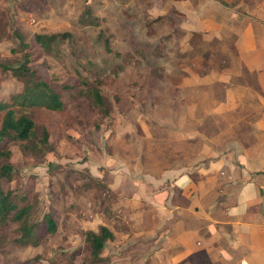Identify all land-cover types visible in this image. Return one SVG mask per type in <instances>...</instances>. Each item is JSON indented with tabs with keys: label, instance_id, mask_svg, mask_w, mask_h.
Segmentation results:
<instances>
[{
	"label": "rangeland",
	"instance_id": "374dc122",
	"mask_svg": "<svg viewBox=\"0 0 264 264\" xmlns=\"http://www.w3.org/2000/svg\"><path fill=\"white\" fill-rule=\"evenodd\" d=\"M190 1L196 10L191 18L175 13L177 4L181 7L177 0H0V65L14 67L26 62L27 56V65L42 77H53L54 83L72 87L63 92L59 111H22L34 119L36 137L41 136L42 129L47 131L48 147L43 152L22 151L18 143H11V180L1 183L4 189L11 190L10 199L16 206L30 208L29 223L43 225V216L49 214L55 230L46 233L39 229L35 244H21L17 241V223L2 226L0 264H83L85 249L80 234L96 230L100 224L112 232L101 252L102 264H158L143 257L146 242L141 235H134L141 228L134 226L130 215L135 210L126 198L132 195L133 178L137 186L144 174L157 177L165 170L192 168L206 159L200 152L201 145L195 144L198 139L191 130L188 109L179 108L176 113L175 91L171 90L184 75L180 71L192 74L202 70L197 60L188 57L189 44L184 36L171 30L186 31L194 25L208 31L222 26L203 22L212 9L207 4L210 0ZM263 7L264 0H246L234 11L250 12ZM157 15L162 18L152 22L156 34L147 37L144 24ZM97 26L111 35V48L119 51L120 57L105 52L96 37ZM128 28L139 41L161 52L156 64L167 77L161 83L148 84L149 66H135ZM50 33L70 35L57 43L56 51L45 54L33 36ZM233 33L232 40H236L237 32ZM230 41L228 37L226 43ZM214 49L222 54L223 48ZM115 64L120 69L113 72ZM7 69L0 67V98L19 87ZM96 85L107 115L88 107L79 92ZM242 89L234 88L229 97L233 101L235 96L243 95L246 100L240 116L254 107ZM205 105L204 98H200L199 106ZM226 117L230 119L232 115ZM187 144L190 146L186 154L196 149L195 156L182 160L186 156L181 150ZM181 164L185 166L179 167ZM101 193H106L107 199L103 206L111 204L114 212H97L101 209ZM142 196L139 194L137 208L144 207Z\"/></svg>",
	"mask_w": 264,
	"mask_h": 264
},
{
	"label": "crops",
	"instance_id": "0c3cea01",
	"mask_svg": "<svg viewBox=\"0 0 264 264\" xmlns=\"http://www.w3.org/2000/svg\"><path fill=\"white\" fill-rule=\"evenodd\" d=\"M207 4L212 6L207 15L216 12L221 26L243 34L241 63L255 73L259 92L242 90L254 105L255 119L246 123V132L213 142L221 148L203 143L200 152L206 159L195 167L165 170L157 177L144 174L137 186L131 179L132 195L126 199L135 210L130 215L134 226L141 228L134 235L146 242V260L264 264V7L235 12L247 19L241 21L231 19L234 8L220 13L215 9L225 8L220 3ZM139 194L142 208H137Z\"/></svg>",
	"mask_w": 264,
	"mask_h": 264
},
{
	"label": "trees",
	"instance_id": "16d2710c",
	"mask_svg": "<svg viewBox=\"0 0 264 264\" xmlns=\"http://www.w3.org/2000/svg\"><path fill=\"white\" fill-rule=\"evenodd\" d=\"M181 2V7L177 4L175 9L176 14L187 15L190 18L196 15L195 11L191 8L190 0H177ZM225 8L215 9L219 12L229 11L233 9L237 1L231 0L230 2L217 1ZM89 8V7H88ZM214 9V10H215ZM231 11V10H230ZM220 12V13H221ZM231 19L246 20L237 15V11H231ZM89 14L88 11H86ZM207 15L203 22L205 24L212 22L219 23V18H214ZM218 16V15H217ZM162 17L157 15L154 19L150 20L144 26L145 35L147 37L156 34L152 22H157ZM90 20V18H88ZM190 24L197 23V20ZM128 31V42L130 44L131 52L135 60V66L146 65L149 66V75L147 83L152 85L156 82L161 83V79L167 78L163 76V69L160 65L156 64V60L162 57L161 52L155 46L148 42L139 41L136 36ZM171 31L183 35L189 44L188 57L200 65L202 71L186 74L184 70L180 71V80H176L171 90L175 91V107L176 113L179 108L188 109L190 115L191 130L196 134L198 146L203 143L210 145L211 148H220L219 145H214L213 142L217 140H226L232 136H238L247 131L246 123L255 119V115L246 112L244 116H240L244 111H240L242 106L245 105L246 100L242 97H234L233 101L229 98L231 90L234 88H245L250 92H259L255 80V73L250 71L249 67L242 65L240 46L243 34H236L231 32L230 26H222L221 29H207L193 28L183 30L181 28H174ZM233 31V30H232ZM170 31H167L166 35ZM69 33H50V34H34L33 40L39 46L40 50L45 54L56 51L57 43L63 37H67ZM230 35V36H228ZM168 36V35H167ZM231 41L226 43L228 37ZM97 39L100 40L105 52L120 57L121 53L111 48V35L105 34V29L97 26ZM222 45V46H221ZM26 47V46H25ZM214 48H223L222 54ZM26 62L17 63L14 67H7L0 65L10 71V74L18 82L19 87L17 90L9 92L5 97L0 98V228L8 223H17L20 235L17 239L21 244L37 242L36 233L41 229L43 232L52 233L55 230V222L53 218L46 214L43 216V225L37 223H29V210L28 206H16L11 201V190L4 189L1 185L2 182H9L12 175V167L8 162L11 152L9 145L11 143H18L22 151L27 150H40L45 151L48 147V134L45 129L41 130V136H37L38 127L29 114L22 111L43 109L45 111H59L63 106L61 100L62 94L70 90L72 87L66 83H54L55 78H44L36 70L27 65ZM120 69V65L115 64L113 72ZM149 88L148 90H152ZM82 94L83 102L90 108L101 111L104 115L108 114L105 102L102 98L100 88L96 86H87L85 89L79 91ZM150 92V91H149ZM148 92V93H149ZM80 95V94H79ZM148 95V94H147ZM81 97V95H80ZM86 98V99H85ZM200 98H204L207 105L199 106ZM226 110H228L226 112ZM250 113V114H249ZM231 114L232 117L227 119L226 115ZM196 116V117H195ZM233 116L236 117L234 121ZM226 117V118H225ZM191 134L192 138L194 136ZM191 138V139H192ZM191 144L194 140H190ZM193 144V145H195ZM190 144L184 145L181 154L186 157L182 160L191 159L195 156L196 149L186 154V148ZM198 152V151H197ZM190 154V155H189ZM185 165H179L184 167ZM2 180V181H1ZM107 192V191H106ZM103 201H107L106 193H101L99 197V206L97 212L106 214L115 209L111 208V204L103 206ZM81 244L85 249L83 255V264H102L104 258L101 257V252L105 243L112 238V232L103 224L97 226L96 230H85L81 232Z\"/></svg>",
	"mask_w": 264,
	"mask_h": 264
}]
</instances>
